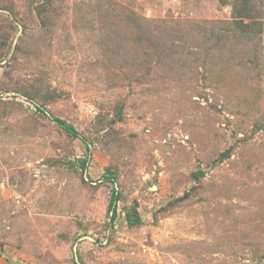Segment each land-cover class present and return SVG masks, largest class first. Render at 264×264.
Segmentation results:
<instances>
[{"label":"rangeland","instance_id":"1","mask_svg":"<svg viewBox=\"0 0 264 264\" xmlns=\"http://www.w3.org/2000/svg\"><path fill=\"white\" fill-rule=\"evenodd\" d=\"M0 264H264V0H0Z\"/></svg>","mask_w":264,"mask_h":264},{"label":"trees","instance_id":"2","mask_svg":"<svg viewBox=\"0 0 264 264\" xmlns=\"http://www.w3.org/2000/svg\"><path fill=\"white\" fill-rule=\"evenodd\" d=\"M112 217H113V215H112ZM127 217H128V221H129V218H130V217H129V216H127ZM129 222H130V221H129Z\"/></svg>","mask_w":264,"mask_h":264}]
</instances>
